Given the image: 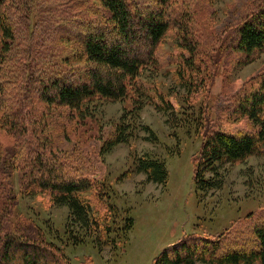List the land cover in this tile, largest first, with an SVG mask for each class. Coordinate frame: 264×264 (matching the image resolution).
Wrapping results in <instances>:
<instances>
[{
    "label": "rangeland",
    "instance_id": "1",
    "mask_svg": "<svg viewBox=\"0 0 264 264\" xmlns=\"http://www.w3.org/2000/svg\"><path fill=\"white\" fill-rule=\"evenodd\" d=\"M151 2L145 0L140 8L146 11L149 4H153ZM27 3L24 1L14 6L17 18L12 25L16 41L7 62L8 70L3 71L5 79H11L8 89L16 88L13 82L21 79V75L16 74L21 67L24 74L40 75L38 70L46 67L43 60L38 61L41 54L50 64H60L55 67L57 72L78 75L81 72L78 68L85 65L78 62L75 55L77 42L63 32L64 28L63 35L51 37V42L58 49L64 48L66 53L56 52L48 43L39 42L36 47L39 54L35 48H31V54H20L24 47L20 42L26 41L25 34L33 40L46 27V17L52 16L51 12L44 14L40 11L43 6L47 9L55 6L61 10L69 6L68 0ZM183 3L193 17L185 21L189 19L188 13L184 22H179L180 28H170L157 49L159 67L148 69L141 79L151 96L162 94L174 104L173 110L162 111L146 103L135 116L129 113L131 100H95L90 105L89 128L81 127L76 123L77 119H70L67 116L69 110H59L62 118L55 132L56 144L59 148L65 145L67 150L62 148L63 152L58 150L57 153L60 158L75 154L92 160L97 188L82 197L92 202L94 220L100 225L91 224L87 231L81 229L79 224L73 225L69 208L54 203L48 192L35 191L33 187L25 189L22 181L29 184L36 154L29 143H19V136L8 132L0 135L1 199L13 196L14 220L27 219L41 228L46 239L60 247L71 264H153L166 247L186 235L221 237L264 210V153L234 166L218 164L219 175L208 172L206 177L216 183L223 179L219 188L203 191L194 182L195 168L200 166L202 169L196 160L205 132L217 128L235 133L240 129L246 132L253 129L246 120L233 121L223 111L239 87L264 71V52H258L251 62L246 63L244 56L235 52L231 41L237 26L254 14L264 0H173V6L179 7L178 13L185 10ZM87 4L99 5L97 0ZM79 8L95 16L90 7L83 5ZM58 16L55 14L54 18ZM59 23L52 25L54 31L62 30L64 25ZM187 38L195 40L196 65L201 71L195 75L200 89L193 93L188 92V87L178 77L191 54L184 48ZM222 50L214 62L213 56ZM66 56H70L68 63L63 62ZM26 82L24 79L23 83ZM19 83L16 90L22 94L26 89ZM10 99L5 100L4 105L11 106ZM94 119L97 121L95 129ZM125 123L131 126L127 130L129 141L102 153L103 141ZM7 152L17 154L14 171L9 166L15 164L13 157L9 156L3 162ZM142 159L165 163L168 178L164 186L149 182L147 174L138 171ZM131 217L134 227L125 233L123 227ZM76 242L80 244L76 245Z\"/></svg>",
    "mask_w": 264,
    "mask_h": 264
},
{
    "label": "trees",
    "instance_id": "2",
    "mask_svg": "<svg viewBox=\"0 0 264 264\" xmlns=\"http://www.w3.org/2000/svg\"><path fill=\"white\" fill-rule=\"evenodd\" d=\"M24 1L37 0H0V135L8 132L19 136V143H29L33 154H36L29 184L22 181L23 187L48 192L54 203L69 208L73 225L79 224L81 229L87 231L91 224L100 225L98 220H94L92 202L82 197V194L97 188L92 160L75 154L69 155V158L68 155L59 157L58 150H67L65 145L59 148V144H56L55 132L62 118L59 110H69L67 116L77 119L76 123L86 128H89L90 105L95 100H131L129 113L135 116L146 103L162 111L173 110L174 104L162 94L151 96L141 79L145 71L159 67L158 46L171 27L180 28L178 24L184 22L189 7L183 3L185 10L178 13L179 7L173 6V0H152L153 4H149L146 11L140 8L145 0H97V6L87 4L91 0H68L69 6L62 10L55 6L50 9L43 6L40 11L44 14L51 12L52 16L46 17V27L33 40L25 34L26 41L20 42L24 46L20 54H31V48H35L36 54H39L40 51L36 49L39 42L48 43L49 48L56 52H65L64 48L58 49L51 42V37L62 36L65 32L77 42L75 55L85 67H79L81 72L75 76L57 72L55 67L60 64H50L41 54L38 61L43 60L46 67L38 70L37 74L40 75L24 74L25 70L21 67L16 73L21 75V79L13 82L16 88L8 89L11 79L7 81L3 74L8 70L7 62L16 41L12 25L17 18L14 11L17 9L16 3L22 4ZM83 5L90 7L95 16L84 13L79 8ZM28 7L29 4L26 10ZM55 14H59L57 19L54 18ZM187 16L189 19L185 21L193 17L190 13ZM49 22H62L59 24L64 26L61 31H54L53 24ZM233 36V49L244 56L246 63L251 62L258 52H264V3L237 26ZM184 45L191 54L186 58L187 64L179 70L178 77L188 87V92L193 93L200 89L195 80V75L201 73L196 65L197 45L195 40L189 38ZM222 52L213 56L214 62ZM69 60L70 56H66L63 62L68 63ZM24 79L27 80L25 84ZM18 83L26 89L22 94L16 90ZM10 97L12 105H4ZM228 102L223 113L236 122L246 120L253 129L249 132L240 129L235 133L222 125L224 129L205 132L196 160L202 169L196 167L194 174V182L199 190L208 191L222 186L223 179L216 183L214 179L206 177L208 172L219 175L218 164L234 166L264 153V71L239 87ZM96 124L95 120L94 129ZM130 127L126 123L117 127L115 133L103 141L102 153L128 142L130 135L127 130ZM16 155L7 152L3 159L5 162L9 156L14 158L15 164H9L12 171L17 167ZM138 171L146 173L149 182L163 186L167 183L168 171L164 162L142 159ZM96 197L99 198L98 195ZM1 198L0 264H71L64 251L46 239L41 228L27 219L14 220L13 196L4 200ZM248 219L221 237L186 235L174 245L166 247L153 264H264V210ZM133 227L134 219L131 217L126 220L123 231L129 232ZM78 244L80 242H76Z\"/></svg>",
    "mask_w": 264,
    "mask_h": 264
}]
</instances>
